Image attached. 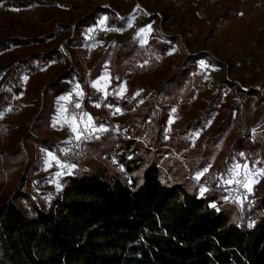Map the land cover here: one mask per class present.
I'll use <instances>...</instances> for the list:
<instances>
[{"label": "rangeland", "instance_id": "1", "mask_svg": "<svg viewBox=\"0 0 264 264\" xmlns=\"http://www.w3.org/2000/svg\"><path fill=\"white\" fill-rule=\"evenodd\" d=\"M99 7L114 11L124 23L123 28L112 26L108 16L101 15L96 25L75 31L78 21ZM130 35L142 48H147L152 39L171 44L172 48L163 56L147 49L148 57L130 68L120 81L113 77L108 61L100 76L92 79L91 68L98 55L110 44L125 43ZM9 37L45 38V43H36L31 50L46 53L58 48L70 55L72 64L35 63L33 70H18L12 85L8 84L11 70L6 71L0 77V92L13 93V86L26 90L31 80H53L71 68L85 80L80 83L78 77L74 78L71 91L57 99L50 126L42 131H31L36 123V111L30 104L33 96L25 92L13 94L2 107L0 148H6V138L19 127L21 137L30 131L34 139L23 142L25 157L0 156V204L13 191L8 184H15L25 173L21 169L25 163H31L25 177L32 186L31 193L45 202L63 190L67 177L118 163L122 146L116 143L112 144L114 150L101 155L87 149L83 165L77 166L73 175L63 173L61 159L76 140L64 119L57 122L63 105L67 109L63 116L69 122L73 116L79 122L85 113V121L91 117L88 133L96 129L113 131L115 136L121 133L127 139L141 142L150 153L140 151L139 155L160 164L166 184L192 177L193 169L197 170L195 176L205 168L208 171L204 174L214 172L220 178L218 186L226 192L224 202L231 206L234 220L243 221L247 208L244 202L242 206L238 203L243 199L229 198L227 191L232 186L226 180L233 178L230 170L236 165L247 164L254 171L264 169V0H0V39ZM23 51L30 52V47L1 52L0 65L24 55ZM185 67L191 69V74L182 94H159L157 102L154 101V94ZM98 80L104 91L92 86ZM122 88L126 91L118 95ZM185 94L192 96L187 100ZM62 97H71V102ZM77 103L80 108L75 107ZM168 105L170 117L164 124H157L154 108ZM71 107L75 113L70 111ZM224 122L227 123L224 132L212 139L213 131ZM79 128L85 130V124L80 123ZM45 137L58 141L61 155L35 144V139ZM237 139L249 141L255 149L231 148ZM170 145H178L180 151L170 149ZM49 153L57 158L50 166L46 165ZM220 166L227 172L218 174ZM118 170L124 171L122 166ZM141 174L142 171H137L134 176ZM201 187L205 186L199 190ZM251 189L252 193L260 194L264 175L257 177Z\"/></svg>", "mask_w": 264, "mask_h": 264}, {"label": "trees", "instance_id": "2", "mask_svg": "<svg viewBox=\"0 0 264 264\" xmlns=\"http://www.w3.org/2000/svg\"><path fill=\"white\" fill-rule=\"evenodd\" d=\"M101 15L108 16L112 26L123 28L124 23L114 11L99 7L79 20L75 31L96 25ZM45 42V38L39 37L0 39V53L13 47L24 50L30 47V52L23 51L24 55L2 63L0 77L11 70L8 84L12 85L18 70H33L35 63L64 61L71 66L70 55L58 48L46 53L31 50L36 43ZM171 48V44L157 39L142 48L130 35L125 43L110 44L98 55L90 77L98 78L108 61L113 77L120 81L130 68L148 57L147 49L163 56ZM190 70L185 67L176 72L154 94V101L157 102L159 94L181 95L190 79ZM75 77L80 83L85 80L71 68L53 80H31L26 90L13 86V93L0 92V111L13 94L25 92L33 96L30 104L36 111V123L31 131H42L50 126L57 99L71 91ZM185 96L189 100L192 95ZM154 110L157 124H164L170 117L169 105ZM226 125L222 123L211 138L217 139ZM20 130L19 127L6 138L7 146L0 148V156L5 159L26 156L22 144L34 138L30 131L21 137ZM115 134L110 131L93 139L87 143L86 150L101 155L114 150L112 144L119 143L122 147L118 163L67 177L63 190L49 202L34 197L32 186L25 181L31 163L21 167L25 173L15 184H8L13 191L0 204V264H264V189L260 194L254 193L253 209H246V217L237 222L231 206L224 202L226 192L218 186L220 178L214 172L204 174L197 181L194 179L197 170L193 169L192 177L166 184L160 164L139 155L140 151L149 154V149L134 138ZM35 141L62 154L53 138ZM105 142L108 145L104 146ZM245 142L237 139L231 148L255 149L252 143ZM169 147L180 151L178 145ZM121 166L122 172L118 170ZM112 168L116 169L112 171ZM137 171H142L140 177L134 176ZM226 172L222 166L217 169L218 174ZM200 186L208 189L203 197L199 195ZM211 204H216V208Z\"/></svg>", "mask_w": 264, "mask_h": 264}, {"label": "snow or ice", "instance_id": "3", "mask_svg": "<svg viewBox=\"0 0 264 264\" xmlns=\"http://www.w3.org/2000/svg\"><path fill=\"white\" fill-rule=\"evenodd\" d=\"M106 19V18H105ZM104 21H101V24H103ZM149 31H150V28H149ZM146 43V41H145ZM201 67L204 68L205 65L203 62H201ZM107 76H105L104 78L102 79H106ZM25 79H27L25 77ZM100 85V81H96L92 86L94 88H96L98 91H104V89H101L99 87ZM126 91V88H122L121 91L118 93V95H122L123 92ZM79 95L82 97L83 96V93L80 92ZM137 95H139V93H137ZM62 100L64 101H67V102H71V97H62L61 98ZM97 107H99L100 105L97 104L96 105ZM76 108H80L81 105L79 103H77L75 105ZM61 116L57 118V122H59L60 119H64L65 120V123H68L69 125V128L71 130V132L74 134V137L76 140H80L81 139V135L82 133L80 132V128H79V124L80 123H84L85 124V131H87V129L89 127H92V124H91V117L88 116L87 118V121H85L84 117L87 116V114H82L79 118V122H76V117L73 116L72 117V121L69 122L68 119L66 117L63 116V113H65L67 111V109L62 105L61 106ZM120 109L117 108L116 109V112H119ZM175 111V110H173ZM171 122V121H170ZM198 135V134H197ZM57 158L52 155L51 153L48 154V160H46V165L50 166V162L52 161H56ZM63 167H66V168H69V174H70V168L71 167H75L74 165L73 166H68V165H63ZM208 169L205 168L202 172H199L196 174V176L194 177L195 180L199 181L201 179V177L204 175L205 172H207ZM231 173H233V178H230V179H227L226 180V184L231 187L233 184H236L238 185L240 188L244 189V196L246 198L247 194L251 193V186L257 182V177L259 175H264V169H260L259 171H254L253 169L249 168V166L247 164H244V165H236L234 166L233 169L230 170ZM208 191V189L206 187H201L200 190H199V195L201 197L204 196V194ZM238 203L241 204V206L243 205V200H240L238 201ZM211 207L213 208H216V204H211L210 205ZM252 225H249V227H251Z\"/></svg>", "mask_w": 264, "mask_h": 264}, {"label": "built area", "instance_id": "4", "mask_svg": "<svg viewBox=\"0 0 264 264\" xmlns=\"http://www.w3.org/2000/svg\"><path fill=\"white\" fill-rule=\"evenodd\" d=\"M70 111L72 113H75V109L73 107L70 108ZM82 133L80 140H75L71 142V144L68 146V150L61 159L62 161V171L63 173L67 175H73L74 170L77 166H82L83 161L85 159L86 155V146L87 143L91 142L95 138L101 137L103 134L107 133L105 131H101V129L93 130L91 133L86 132L85 130H80ZM39 148V145H36V149ZM63 165L68 166H75L70 168V174H69V168L63 167ZM196 182V181H195ZM244 189L240 188L238 185L234 184L232 185L231 189L227 191V194L231 200H239L243 199L244 206L250 211L252 209V202L255 199L254 193L247 194L246 198L244 196Z\"/></svg>", "mask_w": 264, "mask_h": 264}]
</instances>
